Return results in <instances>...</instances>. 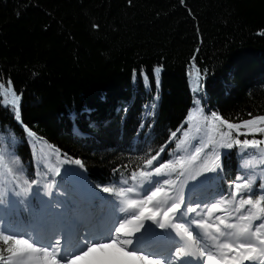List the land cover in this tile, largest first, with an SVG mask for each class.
<instances>
[{
    "label": "trees",
    "instance_id": "1",
    "mask_svg": "<svg viewBox=\"0 0 264 264\" xmlns=\"http://www.w3.org/2000/svg\"><path fill=\"white\" fill-rule=\"evenodd\" d=\"M9 81L20 96L19 121L4 103ZM0 84V157L7 166L0 167L6 193L0 216L10 230L43 225L42 216L62 213L60 204L79 211L73 190L83 183L114 206L118 197L98 186L131 185L132 173L161 147L154 166L188 154L176 144L190 110L236 124L264 115V0H0ZM197 122L205 128L197 117L187 139L198 146L206 137L202 131L193 139ZM207 127L228 131L218 121ZM172 132L178 139L170 140ZM238 138L264 141V133ZM213 147L220 167L203 174L193 202L228 196L238 176L255 178L245 196L264 195V163L242 167L264 144L259 150L210 145L203 159ZM65 158L83 167L61 163ZM7 169L22 187L24 180L39 183L17 196L21 188Z\"/></svg>",
    "mask_w": 264,
    "mask_h": 264
},
{
    "label": "snow or ice",
    "instance_id": "2",
    "mask_svg": "<svg viewBox=\"0 0 264 264\" xmlns=\"http://www.w3.org/2000/svg\"><path fill=\"white\" fill-rule=\"evenodd\" d=\"M159 71L157 68V77ZM199 76L200 73H197V87L194 91L200 87ZM158 83L157 80V85ZM4 87L0 84V90ZM4 94V103L11 105L19 121L20 96L12 88L11 81L8 82ZM197 117L204 121L205 128L202 129L197 122L194 128L197 136L193 139L199 137L202 131L206 137L201 139L198 146L192 145L187 139L193 130L192 122L197 121ZM217 121L228 131L207 127L214 126ZM185 123L189 127L183 132L184 139L177 138V132L180 131L177 129V132H172L170 140L178 139L177 151H186L187 155L177 156L174 160L154 166L160 153L165 150L161 147L160 152L146 160L143 169L132 173L131 185L119 188L98 186L100 191L118 197V211L124 214L116 218L107 239H94L85 234L83 237L77 235L73 242V229L63 221L54 222L49 234L43 237L35 232L21 233L10 230V226L0 216V242L4 245L0 248V264H192L193 260L202 261L203 264H264V195L259 199L254 198L253 194L244 195L252 189L255 180L253 176H238L229 185L232 191L228 196L219 195L218 199L211 202H193L190 196L187 200L185 196V185L189 180H196L198 176L215 172L220 167L217 163L220 153L215 147L212 148L211 156L202 158V153L207 155L205 149L210 145L259 150V145L264 144V141L247 138L240 140L238 137L264 133V115L236 124L223 119L216 112L205 114L203 109L196 108L190 110ZM242 128L247 129V132H241ZM25 130L35 139L34 133ZM233 130L236 132L235 137L232 135ZM214 131L220 137L218 141L211 134ZM185 145L193 150L189 152ZM57 159L59 160L58 150ZM256 160L264 163V151H259L258 155L253 154L244 161L242 167H256ZM60 162L83 167L80 160L65 158ZM0 167H7L3 157H0ZM50 170L57 175L60 172L59 167ZM7 172L14 177L12 183L15 187L21 188V192H15L17 196L29 193L33 185L39 183L36 180H24L25 187H22L19 183L20 177L12 169H7ZM173 175L175 179L171 178ZM161 176L169 178L162 181L153 179ZM122 184L127 185L128 181H122ZM52 189L53 184L45 185L46 194L50 195ZM191 191L190 188L189 193ZM5 195L4 191H0V206L5 202ZM8 203L11 204L12 201L9 199ZM217 213L223 215H216ZM256 221L260 223L257 224ZM152 225L162 231L171 229L179 238L178 243L174 241V251L169 257L155 255L136 247L144 237L160 235ZM192 225L201 231L196 232ZM137 233L140 236H136ZM188 257L191 259H185Z\"/></svg>",
    "mask_w": 264,
    "mask_h": 264
},
{
    "label": "rangeland",
    "instance_id": "3",
    "mask_svg": "<svg viewBox=\"0 0 264 264\" xmlns=\"http://www.w3.org/2000/svg\"><path fill=\"white\" fill-rule=\"evenodd\" d=\"M244 130L247 131V129H244ZM62 176L65 177L67 180H69L71 183H73V178H71V177H69V176H67L65 174H63ZM203 177H204V175L197 177L196 180H189L188 183L185 185L186 200L191 195V193H189V189L190 188L192 189L191 192H193V191L196 192L201 187V185L204 184V182H203L204 178ZM168 178L169 177H167V176H161V177H154L153 179L162 181L163 179H168ZM193 186H195V187H193ZM147 187H148V185L145 186V188H147ZM73 191L75 192V194H74V197H75L74 202H77V206L79 207V210H80L79 212H71L68 209H66V206H64L63 204H60L62 206V208H63V211H62V213L60 215L56 216V215H53L51 213L50 214L51 219L49 217H47V216H46V218L42 216V223H44L43 225H40L38 223L37 226L31 227L30 229H27V230H23V231H21V233H23V232H30V233L31 232H35V233H37V234H39L40 236L43 237V236H46V235L49 234L51 226H52V224L54 222L58 223L59 221H63L67 226L71 227L72 229H73L72 224L75 223L77 221V219H80L83 222H87L88 216L84 217L85 216L84 214L87 211L91 210L93 205H95V208H96L95 209V214L98 215L100 213V206L97 204L99 202L97 200H99V199L98 198H96L97 200H91L90 199V197L95 198L93 196V194L98 196V197H100V199H102V200H104L106 202L107 210L109 211L108 214H109L110 224H111V226L108 225L107 228H108V230L110 228H113L115 220L120 214V212L118 211V207H119V200L118 199L115 200L114 206H113L112 203H111V200L107 196L101 195L99 192L94 191V189H92L90 187V185H87V184H84V183L82 184L81 188L76 189V190L74 189ZM53 195H54L55 199H59L58 195H56L55 193ZM191 199H192V197H191ZM79 203H81L83 209L81 208V205ZM80 215H84V216L82 218H76L77 216H80ZM216 215H223V214L222 213H217ZM104 216H105V214H104ZM77 223L79 224V228H80L81 227V223L78 222V221H77ZM105 224L106 223L100 222L97 225V227H95V229L93 231L92 230L88 231L89 235L90 236L94 235L95 231H98V234H101L104 231V225ZM192 226L195 228L196 232H200L201 231L199 228H196L195 225H192ZM107 228H105V229H107ZM82 231H85V230L83 229ZM85 234L86 233H82V235H80V237H83ZM164 234H165L166 239H168V242H169L170 241V239H169V229L167 231H164ZM109 235H111V234H109ZM138 236H140V234H138ZM71 237L72 238L74 237V239H72L73 242H74L76 236H75V234L73 232H71ZM108 237L109 236L104 237L102 239H107ZM82 243H83V241L81 240V244ZM157 255L163 256V254H161V253H159Z\"/></svg>",
    "mask_w": 264,
    "mask_h": 264
},
{
    "label": "bare ground",
    "instance_id": "4",
    "mask_svg": "<svg viewBox=\"0 0 264 264\" xmlns=\"http://www.w3.org/2000/svg\"><path fill=\"white\" fill-rule=\"evenodd\" d=\"M93 196L95 198L90 197L91 200H97L96 198H98L99 201L97 204L100 206V213L98 215L95 214V205H93L92 209L87 211L84 215H80L77 216L76 218H82L83 216L87 218V222H83L80 219H77L78 222L81 223V227L79 228V224L77 223V221L75 223L72 224L73 230L72 232L75 234V236L77 235H82V233H86L89 235V230H94L95 227H97V225L102 222V223H106L104 225V231L101 234H98V231H95L94 235H92V237L94 239H102L104 237L110 236L109 234H111L107 228V226H111L110 224V219H109V214H108V210H107V206H106V202L102 199H100V197L96 196L93 194ZM81 205V203H79ZM81 208L83 209L82 205ZM105 214V216H104ZM124 214L120 213L119 216H123ZM118 216V217H119ZM104 217V218H103ZM150 223V222H148ZM153 229L155 230L156 233H159V236L153 237V236H146L144 237L137 245L136 247L141 248L142 250L148 251L152 254H163L164 257H169L172 253V251H174V247L175 244H170L168 242V239H166L164 231L160 230L159 228H157L155 225H152ZM193 227V226H192ZM107 228V229H105ZM85 231H82V230ZM100 231V230H99ZM101 232V231H100ZM139 233L136 234V236H138ZM74 239V237L72 238ZM169 239L171 240H175V242H179V238L175 237L174 235L171 234V236H169ZM145 240H149L148 244H143L142 241Z\"/></svg>",
    "mask_w": 264,
    "mask_h": 264
}]
</instances>
